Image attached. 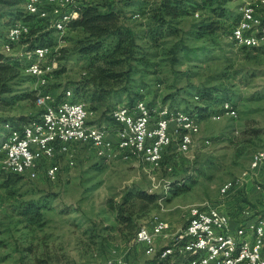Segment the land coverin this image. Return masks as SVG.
<instances>
[{
    "label": "rangeland",
    "instance_id": "374dc122",
    "mask_svg": "<svg viewBox=\"0 0 264 264\" xmlns=\"http://www.w3.org/2000/svg\"><path fill=\"white\" fill-rule=\"evenodd\" d=\"M8 1L0 0V51L20 58L22 64L18 66V76L11 81L14 91L0 103V118L33 119L41 112L34 98L37 89L60 95L87 81L93 70L86 58L72 52L74 42L83 37L80 29L53 32L56 48L65 49L64 58L55 63L47 83L40 86L34 74L25 71L36 59L27 52L31 50H26V41L6 47L7 27L25 7V0L15 4ZM111 1L121 11V21L134 38L131 53L117 66L118 70H130L123 84L128 89L111 87L105 105L96 112L92 110L91 122L113 126L110 110L127 102L131 95L134 97L141 86L146 87L145 98L150 103L157 98L167 100V93L176 91L183 93L178 101L190 107L199 102L193 100L198 89L216 87L223 89L238 113L217 119L205 112L200 114V131L191 149L179 153L175 139L158 168L143 160L101 158L88 145H79L75 165L63 164L56 182L42 175L24 178L8 192L0 179V264H97L113 253L128 255L131 250L135 254L129 257L135 264H183L146 254L134 243L137 229L150 226L153 215L163 211L169 214L174 229L183 227L191 204L204 199L221 204L227 198L220 195L221 184L247 170L252 152L264 145V48L244 49L233 41L231 33L240 7L257 0H229L222 16L209 8L188 4L187 13L170 19L161 28L153 16L161 0ZM213 19L220 22L216 29L199 26ZM260 20L264 22V18ZM114 42V38L105 40L104 49H111ZM82 94L81 98L87 99L93 90ZM220 97L209 103V112L218 108ZM2 129L4 122L0 120V139L4 136ZM252 177L249 182L264 189V181ZM139 190L166 196L164 209L157 199L148 204L136 200L133 195ZM30 200L42 205L37 221L20 214L22 202ZM120 207L126 214L134 210L133 229L117 219ZM253 212L264 214V210Z\"/></svg>",
    "mask_w": 264,
    "mask_h": 264
},
{
    "label": "built area",
    "instance_id": "2783aa9c",
    "mask_svg": "<svg viewBox=\"0 0 264 264\" xmlns=\"http://www.w3.org/2000/svg\"><path fill=\"white\" fill-rule=\"evenodd\" d=\"M85 1L89 0H25L24 12L32 15V18H22V24H17L16 28L6 33L5 43L14 47L15 43L29 35L32 23L36 20L45 22L56 33H63L74 17L66 16V8L75 7L77 12L79 4ZM244 4L246 14L241 17L242 25H231V30L235 32L233 41L237 45L251 48V45H260L264 41L262 37L244 38L243 26L264 29L257 27V20L264 18V0ZM248 5H255V12H248ZM195 14L198 15V12ZM56 46L44 51H27L31 55H38L36 66L25 68V71H34L40 86L47 83V75L54 70L57 61L53 51L57 49ZM35 102L41 107L39 115L20 127L6 125L8 133L0 139V169L28 179L42 175L46 180L56 182L63 164L68 167L75 165L79 145H88L101 158L119 156L143 160L158 168L175 139L177 151L187 153L200 131V113L194 108L150 103L146 98L136 99L131 105L119 103L111 110L115 137L110 135L109 127L90 121L92 110L85 101L67 99L66 89L56 96L49 90L37 89ZM237 113L231 99H222L218 108L208 115L217 119L224 114L236 116ZM262 169L264 145L252 152L247 170L221 184L220 195L227 197L230 192L244 188L246 182L252 176L257 177ZM165 198H157L161 209H164ZM253 218L240 221L231 228L230 214L222 210L221 204L204 199L187 208L183 227L174 229L167 219L154 214L150 226L142 225L137 229L134 243L143 245L146 254L162 261L179 260L183 264H264V214ZM162 241L164 244L159 245ZM97 264L135 263L129 255L113 253Z\"/></svg>",
    "mask_w": 264,
    "mask_h": 264
},
{
    "label": "trees",
    "instance_id": "16d2710c",
    "mask_svg": "<svg viewBox=\"0 0 264 264\" xmlns=\"http://www.w3.org/2000/svg\"><path fill=\"white\" fill-rule=\"evenodd\" d=\"M228 1L229 0H161L158 6V11L153 16L156 19L159 28L167 24L170 19L187 13L188 4H192L194 7L198 8H209L218 16H222L224 15L225 4ZM17 2V0L8 1V3L11 4ZM120 13L121 11L118 10L116 3L111 0H89L80 3L77 7V12L75 8L73 14L74 17L68 23L69 29H80L83 33V37H80L74 42L72 52L86 58L90 63L88 66L89 69L93 70L87 81L76 84L73 92L83 95L82 93L84 91L93 90V94L89 96V98L81 99L87 103L91 110H96L105 105L106 99L110 98L111 87L123 86V88H125L123 90L127 91L128 89V87H125L123 84L128 81L130 70H118L117 66L121 65L124 62L125 56L131 53L130 46L133 45L134 38L130 30L123 25L124 23L121 21ZM22 18L28 20L32 18V15L26 14L24 10H21L19 15H17L16 19L12 22ZM219 23V21L213 19L207 23H201L199 26L208 30H213L216 29ZM53 32L55 31L52 28H48L46 23L41 20H36L32 23L28 38L22 39V41H26V50H31L28 52H33L37 47L42 45H57V37L53 35ZM108 38H114L115 42L111 49H104V42ZM251 47L252 48L242 46V48L247 50H260L264 48V43ZM64 50L63 46L54 49L53 54L55 55L56 61L59 62L64 58ZM32 56L34 57V55ZM97 61L102 62L97 63ZM20 64H22L20 58L18 59V57L7 56L0 51V103L3 99H7L5 97L6 94L14 91L11 81L18 76V66ZM145 88L146 87L143 86L139 87V89L135 91V96L133 97L131 95L125 103L131 105L137 98L144 96ZM113 90L114 89H112V91ZM197 92L200 100L198 103H195L192 108L200 114H203L204 112L209 113V103L212 101L215 102L214 100L218 99L220 95L222 97H220L218 103L222 99H230L225 96L223 89H216V87L198 89ZM167 94V99H175L179 98L180 94L183 93L170 91V93ZM34 98L36 99V93ZM186 107L189 108L188 105ZM0 120L4 122V129L2 130H4L5 135L8 133L6 125H9L12 128L20 127L22 124L32 120V118L26 119L25 117H21L20 120L14 118H0ZM1 171V185L4 188H7L8 192L12 191V185H16L20 180L25 178L23 175L17 173L6 172L4 170ZM133 196L136 200H140L146 204L152 203L158 198L155 193H150L146 190L136 191ZM41 208L42 205L36 201H23L20 206V214L30 220L37 221L41 216ZM133 215L134 210H129L126 214L123 208L120 207V209H117V219L120 224L124 223L128 225L130 229H133L135 226ZM123 230L124 228L120 227V231L123 232Z\"/></svg>",
    "mask_w": 264,
    "mask_h": 264
},
{
    "label": "crops",
    "instance_id": "0c3cea01",
    "mask_svg": "<svg viewBox=\"0 0 264 264\" xmlns=\"http://www.w3.org/2000/svg\"><path fill=\"white\" fill-rule=\"evenodd\" d=\"M145 96H146V94H144V97ZM72 98L74 100L82 99L80 94H77V93H74V97H72ZM160 99L161 100H158V98H157L155 100L156 102L154 101L153 103H157V104H178L180 106H185V104L183 105L180 102V99L178 101L177 98H175V99L170 98L167 100L162 99V98H160ZM98 109L93 110V111L96 112ZM114 125L115 124H113V126H109L110 135L112 137H115ZM257 178L260 180V182L262 180L264 181V171L263 170L259 171ZM253 184L254 183L252 181L246 182L244 188L230 192L227 195V198L224 199V201L221 203L222 210H224L230 214V217H231L230 226H231V228H234L240 221H246V220L254 219L253 217H255L256 214L253 212V210H255L257 212L259 210H264V189H262V190L257 189V187L255 188V186ZM165 210H167V209H165ZM162 214H160V215L170 222L169 214L166 213V211H165V213L163 211ZM170 223L174 227V223H172V222H170ZM159 244H164V241L160 242ZM136 246H138V247L141 246L144 249L143 245H141V244H136ZM129 247L133 248L134 246L130 245ZM132 251L133 250L128 252V255L135 254Z\"/></svg>",
    "mask_w": 264,
    "mask_h": 264
},
{
    "label": "bare ground",
    "instance_id": "6f19581e",
    "mask_svg": "<svg viewBox=\"0 0 264 264\" xmlns=\"http://www.w3.org/2000/svg\"><path fill=\"white\" fill-rule=\"evenodd\" d=\"M75 11V7H67L66 8V16H73ZM248 12H255V6L254 5H248ZM246 14V7L245 4L242 5L240 7V11H239V15L237 17V20L234 24L232 25H242V18L244 15ZM17 24H22V20H17L15 22H12L11 24H9V26L7 27V33H9L10 30H13L14 28L17 27ZM257 27L258 28H264V22H262L260 19L257 20ZM232 36L235 38V32L231 30ZM243 35L244 38L246 39H259L260 37H262V41H264V29L263 30H255V28H253L252 26H243ZM264 42H261L260 44H262ZM251 46H258V45H251ZM6 47H9V43L6 44ZM47 48H49L48 45H42L37 47L33 52L36 51H44ZM38 63V55H36V59L29 63L27 65L26 68H33L34 66H36V64ZM30 73L34 74V71H28ZM67 92V99H73L72 97H74V92L72 90V88H67L66 89ZM195 98H198V95L194 96ZM137 99H145V97H140Z\"/></svg>",
    "mask_w": 264,
    "mask_h": 264
}]
</instances>
